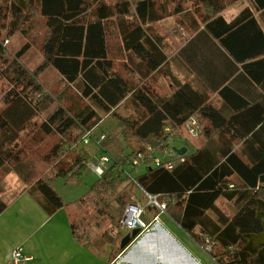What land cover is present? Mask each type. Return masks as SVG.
Here are the masks:
<instances>
[{"label":"trees","instance_id":"trees-1","mask_svg":"<svg viewBox=\"0 0 264 264\" xmlns=\"http://www.w3.org/2000/svg\"><path fill=\"white\" fill-rule=\"evenodd\" d=\"M239 1L0 0L2 67L10 39L26 34L37 20L45 28L44 59L35 72L29 74L21 63L30 43L0 70L13 84L0 111V171L14 162L28 195L48 215L65 208L72 234L84 248H97L101 242L117 248L125 209L135 203L138 189L132 180L118 177L119 168L128 167L148 146L169 149L170 140L182 138L186 124L196 117L204 146L192 154L187 151L185 161L172 171L148 166L135 181L146 192L165 196L167 214L202 248L211 246L209 254L219 264H264V214L257 209L258 203L264 206V0H249V7L227 19L224 12ZM174 16L192 30L173 58L185 67V81L167 97L152 86L168 56L162 38L151 28ZM113 38L126 58L121 69L111 50ZM48 68L78 86L91 105L72 112L62 103L39 126L47 136L61 139L45 156L51 172L45 176L22 161V151L16 148L41 112L37 96L48 99L39 85L40 74ZM247 84L261 89V102L246 101L244 96L252 92ZM213 94L230 109L216 104ZM123 105L133 110V119L117 112ZM100 115L116 122L101 143L102 153L119 148V137L135 140L137 148L126 153L123 162H115L83 198L65 204L50 181L74 180L87 169L92 156L81 145ZM99 138L93 135L92 140ZM239 142L243 144L237 152ZM221 199L234 202L237 212L221 210ZM7 208L0 197V215Z\"/></svg>","mask_w":264,"mask_h":264},{"label":"rangeland","instance_id":"rangeland-1","mask_svg":"<svg viewBox=\"0 0 264 264\" xmlns=\"http://www.w3.org/2000/svg\"><path fill=\"white\" fill-rule=\"evenodd\" d=\"M106 1L112 4L114 0ZM249 6V0H240L238 3L230 6L224 12V15L227 19L231 20L235 16H237L242 10ZM188 9H190L189 6L186 7V10ZM181 21L182 19L180 17L174 16L160 23L154 24L151 28L153 29V32L156 35L162 38L163 47L170 58H172V53L175 52L176 49L182 45V41L185 40V38L191 34L192 28H189L188 26L184 25ZM44 35L45 28L38 20L35 21V23L29 25L26 34H16L12 39L9 40V42L6 43L8 47V53L7 55H5V61H7V63L4 67H2V64H0V70L2 71L3 69H5L13 61L15 54L26 43H30L31 48L21 58V63L29 74L35 72L41 66L44 59L43 54L41 52V45L44 40ZM110 45L112 47L111 50L114 55H118L116 65H118V69H121V65L123 64L124 60H126V58H124L123 55L120 53L122 50L119 49L120 46L117 38L110 39ZM171 67L173 68V72L171 70ZM165 72L168 73V76L160 78L161 75L165 74ZM176 73L177 71L175 70V65L172 62H168V64H166V66L161 69V71L158 73L160 74L159 92H161L162 94H165L167 92L166 86L171 82L170 77L173 76L174 79L175 76H177ZM154 80L155 77L152 80V84H154ZM39 85L43 88L44 94L47 93L48 99H44L40 95L37 96V98L39 99L41 112L39 113L38 117L32 122L27 132L23 133V135L21 136V144L16 149L17 151H22V161L30 162L28 163V165L34 166L35 173H40L41 175L42 171H44L43 175L46 176L51 172L50 169H47L46 162L44 161L45 156H47L55 148V146L61 142V139L60 136L57 134L47 136L45 133L40 131L39 126L48 118L50 114H52L58 107H60L62 103L63 105H65L66 108H68L72 112L84 110L88 108L91 104L82 97L78 86L69 85L68 83H65L61 76L52 68H48L46 69V71L40 74ZM12 87L13 84L11 83V81L4 79L0 75V111L5 108L4 98L7 92L12 89ZM132 111L133 110L131 108H128L125 105L121 106L117 110L120 115L130 119H133L135 117L133 113H131ZM109 118V116L100 115V117H98V119L91 124L90 131L93 133L95 138H99L103 134L111 135L114 132L113 129L116 127V122L113 118ZM119 138L121 140V146L119 148L112 146L108 150L109 154L114 159V163L111 164V167H113L115 162H123L124 159H126V153L129 154L131 150L133 151L135 148H137V143L135 140L125 142L122 137ZM204 144L205 137L204 135H202V132L197 137H191L185 132L182 134V138L176 137L175 139L170 140L169 149L185 147L188 150V154H192L197 149L203 147ZM81 148L86 149L92 156L91 161L86 165L87 169L82 173V175L74 180L58 178L52 179L50 181L52 187L62 197L65 204H70L83 198L88 193L91 186H93L100 178L98 174L91 171L88 167L90 163L99 159L101 154L100 148L95 144L94 140H92L89 144L83 143L81 145ZM14 168V162H10V164H8L3 170L0 171V197L2 198V200L6 201L7 204H9L11 199L15 198L17 195L27 189V185L24 183L23 179L16 173ZM141 173L142 169H140L139 167V169H137V171L135 172L133 171L132 174L134 176H139V174ZM138 191L139 189L136 190V195L138 199L141 201L142 205H146L147 199L143 197V195ZM18 206L19 205L14 206L11 210H9V212H6L0 216V236L4 235V233L2 234V226L5 222L8 223L7 225H9L10 228L15 225V230L18 228L19 225L21 226V228H26V231L29 232V230L27 229L31 226H35L42 232V226L46 223H44V221H38L36 217L34 218V216L31 215H28L26 218H24L25 215L19 217L15 214L14 211L15 209H17ZM222 206L225 210L232 212V209L229 204L223 203ZM149 218H151V216ZM161 223H166L165 226H173L172 234L177 240L178 244L183 246L194 258H196L200 262V264H213L211 261L207 263V260L203 258L204 254L199 248H194L191 246L190 238L187 235L183 234L181 230L175 228L176 225L174 226L173 221L170 220V218L161 215ZM50 225H55V222ZM45 229H47L46 225ZM67 231L69 232V228H67ZM123 232L125 231L123 230ZM21 234L22 233L20 232V235ZM8 235V244L17 242L18 231L14 232L13 234L11 232H8ZM159 241H161V239ZM163 245L164 247H166V250L163 248V251H166V253H163L164 257L166 255L170 256V244L168 243V246H166L165 241H163ZM202 249L209 254V252L213 248L211 246H208ZM167 251L169 252L167 253ZM84 253L86 255L87 252L84 251ZM204 257L206 258V256ZM101 258H99V264L102 263ZM82 264L85 263L83 262ZM124 264L138 263L135 260H130L129 262L125 261Z\"/></svg>","mask_w":264,"mask_h":264},{"label":"crops","instance_id":"crops-1","mask_svg":"<svg viewBox=\"0 0 264 264\" xmlns=\"http://www.w3.org/2000/svg\"><path fill=\"white\" fill-rule=\"evenodd\" d=\"M182 42V45L179 46L176 51L172 53V58H170L166 53L168 56V62H172L175 65L177 76H175L174 79L173 76L170 77L171 82L166 86L167 92L165 94L159 92V84L160 78L168 76V73L165 72V74L161 75V77L159 78L160 74L158 73L161 71L159 70V72L157 73L158 75H154L155 80L154 84H152L153 89L156 90V92L161 94L162 96L170 97L174 93L177 84L184 83L185 81V67L183 68V66H179L180 64H178V62L176 63L173 59L185 46L186 42L184 40ZM171 70L173 72L172 67ZM237 86L239 88H242V82H239ZM247 86H250L252 92L249 95L244 96L246 101H248L252 105L261 102L263 97H259L260 93L258 92V90L261 91V89H259L258 87L257 89H255L249 84H247ZM212 98L215 100L216 104H218L220 107H224L226 111L230 109L224 104V101L219 96H217V94H213ZM115 128L113 130H115ZM96 142L97 141H95V144L97 145ZM242 144V142L237 143V145H235L234 150L240 152L242 149ZM256 146L258 147L259 145ZM183 148L185 147H180V149ZM100 152L101 156L102 151ZM147 168V166H140V169H142V173L139 174V176L144 174L147 171ZM127 169H129V171L133 173V171L135 172L139 168H131L128 166ZM138 192L142 194L140 190ZM134 201L141 204V201L138 199L137 195L134 197ZM223 203L229 204L232 209V212L225 210L222 206ZM17 205L19 206L14 211L15 214L19 217L25 215L24 218H26L28 215H31L34 216V218L36 217L38 221H44V223L46 224L43 223L44 225L42 226V232L35 226H31L30 228H28L27 230H29V232H27L26 228H21V226L19 225L18 228L15 230V225L10 228V226L7 225V222L3 223L2 234L4 233V235L0 236V264H11L12 253L17 248H23L25 255L29 257V260L25 264H82L83 262L85 264H97L98 262L99 264V258L101 257H103L101 258V264H124L125 261L129 262L130 260H135L138 264H148V262L149 264H200V262L196 258H194L183 246L178 244L177 240L172 234L173 226H165L166 223H161V216L159 218L160 223H154L146 231L141 232L139 230V235L132 242V244L124 251L121 250V243L119 247L115 248L114 245L109 244L107 242H101L100 246L97 248L86 249L75 240L70 227L67 210L65 208L60 209L53 215H48L37 204V202L32 197H30V195H28L26 189L19 195H17L15 198L10 200L8 208L2 214L9 212V210H11L14 206ZM219 207L225 213L227 212L230 215H234L237 212V207L232 201H225L221 199L219 202ZM257 209L260 213L264 214L263 205H260L258 203ZM152 215V212L149 210L147 213V218L150 222H152L153 220ZM150 216L151 218H149ZM163 216H167L168 218H170V220L173 221L174 226L176 225L175 228L181 230L183 234L187 235L190 238L191 246L194 248H199L201 250L204 256H206V258L204 256L203 258L207 260V263L211 261L213 264H219L213 257H211L210 254L206 253L190 235H188L180 227L176 220H174L169 214H163ZM53 222H55V225H50ZM45 225L47 229H45ZM67 228H69V232L67 231ZM123 230L125 232H123ZM17 231V242L8 244V232H11L13 234ZM20 232L22 233L21 235ZM120 232L123 235V239L128 234H130L122 227V225ZM160 239L161 241H159ZM163 241H165L166 246H168V243L170 244V256L166 255L164 257L163 255L164 252L166 253V251H163V248L166 250V247H164L163 245ZM84 251L87 252L86 255ZM168 252L169 251H167V253Z\"/></svg>","mask_w":264,"mask_h":264},{"label":"built area","instance_id":"built-area-1","mask_svg":"<svg viewBox=\"0 0 264 264\" xmlns=\"http://www.w3.org/2000/svg\"><path fill=\"white\" fill-rule=\"evenodd\" d=\"M185 132L191 137H197L202 132V127L196 117L192 118L185 126ZM93 133L91 131L86 133L84 137V144H89L92 141ZM106 138V135H102L97 140V145L101 149V143ZM185 159L174 148L164 151L154 150L148 146L144 151L139 152L136 157H133L129 162V167L139 168L140 166H153L155 168H163L168 171H172L176 166L183 163ZM113 158L108 153H102L97 161H93L89 164V169L100 177L105 175L111 167ZM151 164V165H150ZM118 177H127L135 182L137 188L142 192L147 199L146 205L140 203L129 204L124 212L123 219L121 221L122 227L128 232L132 233L135 230L141 232L148 230L154 223L159 222V218L163 214H167V201L165 196L152 195L142 189L135 181V176L127 167L119 168ZM152 212L153 220L150 222L147 218L148 211ZM208 250V249H207ZM29 260L24 253L23 248H17L13 251L11 256V264H25Z\"/></svg>","mask_w":264,"mask_h":264},{"label":"water","instance_id":"water-1","mask_svg":"<svg viewBox=\"0 0 264 264\" xmlns=\"http://www.w3.org/2000/svg\"><path fill=\"white\" fill-rule=\"evenodd\" d=\"M175 150L181 155H185L187 152L186 148L183 149H176ZM140 231L139 230H135L132 233L128 234L121 242V250H126L131 244L132 242L136 239V237L139 235Z\"/></svg>","mask_w":264,"mask_h":264}]
</instances>
